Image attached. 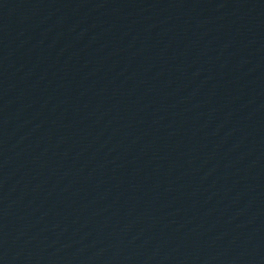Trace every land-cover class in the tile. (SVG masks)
<instances>
[{"label": "water", "instance_id": "1", "mask_svg": "<svg viewBox=\"0 0 264 264\" xmlns=\"http://www.w3.org/2000/svg\"><path fill=\"white\" fill-rule=\"evenodd\" d=\"M0 264H264V0H0Z\"/></svg>", "mask_w": 264, "mask_h": 264}]
</instances>
